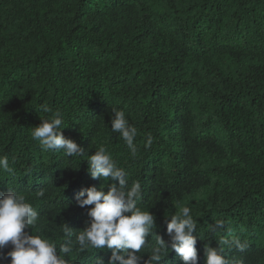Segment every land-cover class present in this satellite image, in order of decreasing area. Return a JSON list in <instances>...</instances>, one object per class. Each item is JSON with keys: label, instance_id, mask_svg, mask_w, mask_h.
<instances>
[{"label": "trees", "instance_id": "obj_1", "mask_svg": "<svg viewBox=\"0 0 264 264\" xmlns=\"http://www.w3.org/2000/svg\"><path fill=\"white\" fill-rule=\"evenodd\" d=\"M113 108L138 130L135 157L111 131ZM57 112L83 156L32 139ZM100 146L141 184L156 234L168 240L167 217L187 206L198 264L233 236L246 248L222 246L229 264H264V0H0V156L13 169L0 171V193L23 194L40 217L26 231L58 251L63 225L89 219L76 194L106 183L88 173ZM216 220L223 232L209 230ZM74 239L66 264L111 255ZM160 264L183 262L169 249Z\"/></svg>", "mask_w": 264, "mask_h": 264}, {"label": "clouds", "instance_id": "obj_2", "mask_svg": "<svg viewBox=\"0 0 264 264\" xmlns=\"http://www.w3.org/2000/svg\"><path fill=\"white\" fill-rule=\"evenodd\" d=\"M43 110L48 111L46 107ZM63 123L57 112L53 118L41 120L38 126L32 127L31 137L39 142L42 151H62L67 157L83 156L84 150L63 135L62 129L66 128ZM110 123L111 131L119 134L131 156L135 157L137 128L129 123L124 111L115 108L112 109ZM145 143L146 146L152 143L150 134ZM87 164L90 177L103 179L106 183L100 189L91 186L76 194L78 207L92 206L87 208L89 219L78 232L67 223L63 225L64 242L59 251L56 243L26 231L35 228L40 217L23 194L11 190L0 193V262L10 259V264H66L64 255L72 252L74 237L79 251L96 249L111 252L107 261L98 256L96 264H160L169 249L180 257L183 264H198L197 238L193 235L198 222L189 207H182L167 217L166 233L169 239L165 240L155 232L154 214L138 207L142 196L141 184L134 181L129 186L126 173L104 146L88 156ZM0 171H13L6 156H0ZM105 187L108 189L106 192ZM37 195L42 197L44 192L40 191ZM224 229L223 220L209 225L212 233L223 232ZM149 237H154V243L150 246ZM9 245L11 250L5 253L3 250ZM222 246L241 252L246 248L238 237L221 238L216 247L205 246L204 264H229ZM146 247L148 252L145 259L141 251Z\"/></svg>", "mask_w": 264, "mask_h": 264}]
</instances>
